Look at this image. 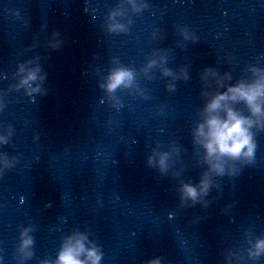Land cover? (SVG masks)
<instances>
[{"label":"clouds","instance_id":"9594fccd","mask_svg":"<svg viewBox=\"0 0 264 264\" xmlns=\"http://www.w3.org/2000/svg\"><path fill=\"white\" fill-rule=\"evenodd\" d=\"M129 3L134 9L139 8L135 0H129ZM112 15L114 14H110V19ZM123 27V24L117 22L109 24L110 30H119ZM155 63V60L148 61L149 66ZM252 71L256 74L254 79L227 85L224 91H217L206 100L201 110L202 119L193 131L194 140L203 149L204 160L209 166V171L218 175L225 173V165L228 161H251L256 149L253 128H264V70L253 68ZM18 72L20 79L17 87H24L28 93L40 90L39 83L33 86V82L44 78L39 65L26 67L22 64ZM163 72L165 75L170 74L169 69H164ZM206 74L216 75L211 69L206 70ZM134 79L133 69L119 66L109 71L101 87L108 92H113L119 86L133 85ZM172 87L174 85H169V88ZM238 102L245 105L248 115L234 107ZM4 140L5 137L0 135V143ZM152 159L150 156V164ZM167 159V152L159 154L157 163L162 171L167 168ZM4 163L7 162L4 161ZM229 171H231L230 167ZM210 184L209 172L206 171L198 185L192 183L181 185V197L195 202L207 193ZM28 231L25 228L20 233V248L25 255H30L29 246L33 243ZM261 252H264V238L255 242L250 254L259 255ZM100 259L101 253L88 240L87 235L82 232H73L65 237L55 261H44L42 264H99ZM149 264H159V260H151Z\"/></svg>","mask_w":264,"mask_h":264},{"label":"water","instance_id":"95a60500","mask_svg":"<svg viewBox=\"0 0 264 264\" xmlns=\"http://www.w3.org/2000/svg\"><path fill=\"white\" fill-rule=\"evenodd\" d=\"M20 243L19 231L0 206V264H39L30 248L25 255Z\"/></svg>","mask_w":264,"mask_h":264}]
</instances>
